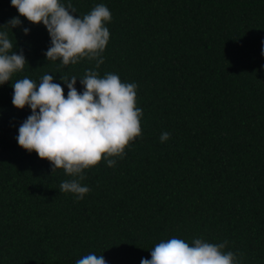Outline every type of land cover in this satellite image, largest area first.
I'll list each match as a JSON object with an SVG mask.
<instances>
[{
	"label": "trees",
	"instance_id": "trees-1",
	"mask_svg": "<svg viewBox=\"0 0 264 264\" xmlns=\"http://www.w3.org/2000/svg\"><path fill=\"white\" fill-rule=\"evenodd\" d=\"M67 3V0H64ZM112 15L104 62L47 61L45 27L20 17L9 36L28 63L0 86V264H140L161 240L227 241L241 264H264V0H71ZM19 16L0 0V25ZM30 29L24 35L22 28ZM88 70L136 83L141 135L116 164L86 169L83 200L70 179L15 139L31 114L12 105V83ZM163 132L170 138L161 143Z\"/></svg>",
	"mask_w": 264,
	"mask_h": 264
},
{
	"label": "clouds",
	"instance_id": "clouds-1",
	"mask_svg": "<svg viewBox=\"0 0 264 264\" xmlns=\"http://www.w3.org/2000/svg\"><path fill=\"white\" fill-rule=\"evenodd\" d=\"M19 16L0 25V86L11 81L13 74L23 71L27 62L21 49L16 51L9 30L22 26L20 17L32 24H42L50 37V46L44 53L47 61L60 60L62 65L77 64L81 59L95 60L98 68L102 53L110 39L106 26L112 19L109 8L97 4L88 13L76 15L71 0H11ZM28 35L30 29L22 28ZM264 56V40L261 41ZM77 77L61 78L68 91L65 97L61 83L44 74L39 83L24 77L12 83V105L25 107L31 114L18 127L17 144L29 153L35 152L56 169H63L70 177L60 184V191L74 194L83 200L90 192L82 184L86 169L96 166L103 158L113 167L123 158L129 142L141 135L140 119L143 110L136 106V83L122 82L117 74L101 77L88 70L79 79L82 91L76 88ZM170 138L163 132L161 143ZM227 241L210 243L203 238L193 239L191 245L172 237L161 240L150 249V259L140 264H241L237 254L224 251ZM76 264H107L103 255L89 253Z\"/></svg>",
	"mask_w": 264,
	"mask_h": 264
}]
</instances>
